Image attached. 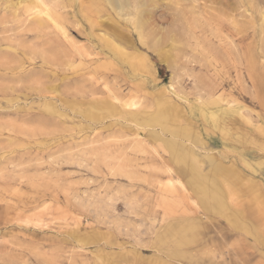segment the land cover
I'll list each match as a JSON object with an SVG mask.
<instances>
[{
	"label": "rangeland",
	"instance_id": "obj_1",
	"mask_svg": "<svg viewBox=\"0 0 264 264\" xmlns=\"http://www.w3.org/2000/svg\"><path fill=\"white\" fill-rule=\"evenodd\" d=\"M137 1L0 0V264H264V0Z\"/></svg>",
	"mask_w": 264,
	"mask_h": 264
},
{
	"label": "bare ground",
	"instance_id": "obj_2",
	"mask_svg": "<svg viewBox=\"0 0 264 264\" xmlns=\"http://www.w3.org/2000/svg\"><path fill=\"white\" fill-rule=\"evenodd\" d=\"M111 4H112V7H115V8H120V9H123V7H128L127 5H130V4H128V2H129V0H108ZM155 1V0H154ZM154 1H152L153 3H155ZM192 1V0H191ZM197 1V0H196ZM94 2V1H93ZM138 3H139V7L137 6V14H136V18L138 19L137 20V22L140 24V26L142 27L143 26V24H144V18H145V10L142 8V7H144V2H142V0H138L137 1ZM41 3V2H40ZM138 3H137V5H138ZM146 3V2H145ZM196 3V2H195ZM41 4H43L44 5V3L42 2ZM95 4V3H94ZM134 4H135V2H134ZM194 4V3H193ZM192 4V5H193ZM97 5V4H96ZM149 5V4H148ZM147 5V6H148ZM155 5V4H154ZM153 5V6H154ZM94 6V5H93ZM132 6V5H131ZM152 6V7H153ZM95 7V6H94ZM97 7H98V5H97ZM136 7V6H135ZM150 7V6H149ZM144 8H146V7H144ZM97 9V8H96ZM114 9V8H113ZM146 10H147V8H146ZM150 10H151V8H150ZM191 10V9H190ZM51 12V11H50ZM127 12V11H126ZM147 13H149L148 12V10H147ZM192 13H194V12H192ZM122 14H124V12L122 13ZM133 14V13H132ZM148 15L149 14H147V17H148ZM151 15V14H150ZM150 15H149V17H150ZM181 15V14H180ZM47 16V15H46ZM54 15H52V17H53ZM121 16V15H120ZM129 17H130V15H128ZM135 16V15H134ZM261 16V15H260ZM50 17V16H49ZM122 17H123V15H122ZM128 17V18H129ZM263 18H264V16H262ZM55 18V17H54ZM126 18V17H125ZM134 19V18H133ZM148 19V18H147ZM262 19V18H261ZM260 19V21L262 22V20ZM131 20V19H130ZM137 22H135V23H137ZM261 24V23H260ZM147 25V24H146ZM148 25H150V24H148ZM138 26V25H137ZM264 26V25H263ZM140 27V29L142 30V28ZM151 27V26H150ZM262 27V26H261ZM264 28V27H263ZM149 29H151V28H149ZM154 30H155V28H153ZM137 30V29H136ZM147 30V29H146ZM145 31V30H144ZM157 31V30H156ZM159 31V30H158ZM157 31V32H158ZM139 33V32H138ZM151 33V32H150ZM141 34V33H140ZM139 34V35H140ZM157 34V33H156ZM142 35V34H141ZM149 35V34H148ZM152 35V34H151ZM150 36V35H149ZM140 38V37H139ZM143 38V37H142ZM174 40V39H173ZM141 42V41H140ZM142 43V42H141ZM145 45V44H144ZM147 45V44H146ZM149 45V44H148ZM147 45V46H148ZM202 101V100H201ZM212 101V100H211ZM232 102V101H231ZM230 103V102H229ZM133 105H135V103L133 104ZM209 114V113H208ZM214 115V114H213ZM243 115V114H242ZM213 119H215L216 117L215 116H213L212 117ZM211 118V119H212ZM152 119H154V118H152ZM221 119V118H220ZM246 119V118H245ZM247 120V119H246ZM192 149V148H191ZM177 162H180V159H179V157L177 158ZM187 165V164H186ZM188 166V165H187ZM187 166H185V163H182L181 164V167H184L183 168V170H182V172H185V167H187ZM186 172H188V170L186 169ZM203 190V189H202ZM202 192V191H201ZM204 193V192H203ZM206 194V193H205ZM204 194V195H205ZM211 194V193H210ZM208 196V195H207ZM213 196V195H212ZM211 196V197H212ZM210 197V195H209V197H207V198H210L209 200H211L210 201V203L209 202H207V203H209V209H218V208H214V207H212L211 206V202H212V200H214V198H211ZM215 203V202H214ZM217 206V205H216ZM218 207V206H217ZM206 208L208 209V204H207V206H206ZM208 211V210H207ZM211 211H213V210H211Z\"/></svg>",
	"mask_w": 264,
	"mask_h": 264
},
{
	"label": "crops",
	"instance_id": "obj_3",
	"mask_svg": "<svg viewBox=\"0 0 264 264\" xmlns=\"http://www.w3.org/2000/svg\"><path fill=\"white\" fill-rule=\"evenodd\" d=\"M259 238H261V237H259ZM261 240H262V238H261Z\"/></svg>",
	"mask_w": 264,
	"mask_h": 264
}]
</instances>
